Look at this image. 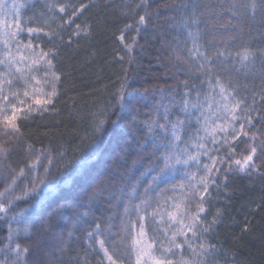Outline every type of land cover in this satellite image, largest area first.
Returning a JSON list of instances; mask_svg holds the SVG:
<instances>
[{
    "label": "trees",
    "instance_id": "trees-1",
    "mask_svg": "<svg viewBox=\"0 0 264 264\" xmlns=\"http://www.w3.org/2000/svg\"><path fill=\"white\" fill-rule=\"evenodd\" d=\"M252 2L4 0L0 60L27 56L31 86L14 69L4 86L24 111L18 131L0 122V264H111L100 240L116 264H136L135 238L174 264H264V0L254 13ZM17 22L24 31L7 35ZM41 52L51 65L31 64ZM236 102L232 120L225 106ZM228 123L248 136L213 133ZM252 136L256 167L241 171L233 160L250 153ZM213 160L197 234L176 235L183 248L166 253L201 203L189 186ZM16 245L28 249L19 260Z\"/></svg>",
    "mask_w": 264,
    "mask_h": 264
},
{
    "label": "snow or ice",
    "instance_id": "snow-or-ice-1",
    "mask_svg": "<svg viewBox=\"0 0 264 264\" xmlns=\"http://www.w3.org/2000/svg\"><path fill=\"white\" fill-rule=\"evenodd\" d=\"M6 7V4L4 3V0H0V11H2L4 8ZM86 7V6H85ZM251 9L253 11V13L255 12L256 9V3L255 0H253L252 4H251ZM83 9H81L82 11ZM60 11L63 12L64 8H60ZM233 16L236 15L235 12L232 13ZM140 23L143 24L144 23V17L140 18ZM0 24H3V21H0ZM15 31H12L11 33H6L7 35H10L11 37H16L19 31H24V29H22L19 25V23L17 22V24L15 25ZM28 33H36L38 31H42V29H37V28H27L26 29ZM5 46L7 47L8 45V41L5 40L4 41ZM194 47H195V41H193ZM25 48H31L32 44L31 42H29L27 45H24ZM196 51L199 52V48L196 47ZM219 56H223L224 52H218L217 53ZM48 54L41 52L40 53V57L37 59H32L31 60V64L35 65L39 63L40 59H46ZM201 55H204L203 53H201ZM238 56H242V60L243 61H247L250 59V55L248 53L247 50H245V52L243 54L241 53H237ZM28 57L25 56L22 53H18L17 55H13L11 51H9L6 55V58L3 60H0V64H4L6 66V68L8 69L6 72L4 73H0V122H3L5 124V126L18 131V127L16 124L17 119H19L18 113L23 112L24 109L22 107H17L15 103H8V96L4 94V86L5 85H9L11 86L13 84V79L11 78L13 76V69L15 70V73H19V76H16V79H22L24 82V86L25 88L31 86L30 85V80L26 79L24 77V69L20 66L21 64H23V62L25 60H27ZM205 59H207V57L205 56ZM46 63H48L49 65H51V60H47L46 59ZM204 65H201V68H203ZM31 80H36L35 76L30 77ZM58 79V77H57ZM37 84H39L40 82L37 80L36 81ZM218 86L220 87L221 93H223L225 91L224 85L223 84H219L218 82ZM9 95H12L14 97L17 98V100L19 101V103L21 105H23L24 101L19 100V96L20 93L19 92H10ZM23 95L25 97H27L29 95V92L27 90H25L23 92ZM52 95H55V90L53 89ZM262 99H264V97H261ZM36 104H43V103H50V100H40V99H36L35 100ZM187 101H185V104L187 105ZM240 106V102H236V104L234 105L233 108L229 109L227 106H225V109L229 112V115L231 116L232 120L237 119L236 115H235V111L239 108ZM193 107H195V105H193ZM11 108V112L8 111V109ZM28 111H31V106H29ZM203 115V114H202ZM165 120H167V116L165 115L164 117ZM226 119V118H225ZM251 122L250 118H249V123ZM183 121H178L177 125H173V127H177L179 124H182ZM161 128H164L165 125H160ZM229 127L233 128V132L235 133V136L233 137V139H239V137L241 135L243 136H248V132L245 131L244 128V124H241L240 127L237 129L235 127H233L232 124L228 123V124H221V125H217L216 128H214L212 131L213 133L216 131H223L225 133H227V130ZM179 137H177L178 139ZM256 137L252 136L251 137V142L248 144V147L250 149V153L248 155H245L242 157V159H234L233 163L235 165L239 166V169L241 171L245 170V169H249L251 168H255L256 165L253 163V157L256 155L257 153V145L255 144L256 141ZM215 142V141H214ZM224 143L228 144L229 140L227 138V136H225L224 139ZM201 147H203V145H201ZM259 147L261 148V151H264V141L261 142V144L259 145ZM232 152H235V148L232 147L230 149V154ZM190 160H196L197 157L196 156H189ZM217 165V160H213L212 161V167H209L208 165H204L205 169L207 170L206 175L204 177H201L200 180L197 182V184H193L190 185L189 187L192 189V193L196 194L199 193V201L201 203L198 204L197 207V211L195 213V215H193L191 217L190 223L187 225H184L181 230L176 233L173 234L169 243V247L164 249V251L167 252H172L173 248L176 249H182L183 248V244L177 243L176 242V235H184L187 236L188 232H192L193 236H195L197 233L196 231H194V229L196 228V225L200 222V213L204 211L203 208V200H204V195L207 194V189H208V175H211L213 168H215ZM168 167V165H165V168L161 169V173H163L165 171V169ZM229 170H231V166H229ZM218 171V169H217ZM192 179H196L195 176L192 177ZM43 183V182H41ZM214 183V181H213ZM201 186L203 187V191L201 192ZM147 201H144L142 203H146ZM140 207V206H137ZM177 211H179V205L176 206ZM0 210H3L2 207H0ZM125 211L127 212V209H125ZM157 213H153V215H156ZM169 217L171 219H174V216H172L171 213L168 214ZM141 219H143V217H141ZM181 223H183V221H181ZM97 228H99V225H97ZM204 231H207V228L203 229ZM93 235V233H89V236L91 237ZM145 235L144 233V229L143 226H141L140 231L138 232V237H143ZM9 239L11 240V236L9 237ZM187 243H189V247L191 248V243L186 241ZM100 247L101 249H103L105 256L107 257V259L111 262V264H116V260L113 259V256L111 254H109L108 249L104 246V241L100 240L99 241ZM132 245H133V251L136 253V264H143L144 258L147 257L148 260L152 261L153 264H174V262L172 261V259L166 257V256H161L160 258H157L155 256L152 255L151 249L153 247L152 244L147 243V241H144L140 238H135L132 241ZM163 247V246H162ZM201 248L204 247V245L200 246ZM13 251L16 253L17 259H22L24 256H26L28 249L27 248H23L21 249L20 245H16V247L13 249ZM193 251H195V249H193ZM179 264H190L189 261H185L183 259H181V261L179 262Z\"/></svg>",
    "mask_w": 264,
    "mask_h": 264
}]
</instances>
